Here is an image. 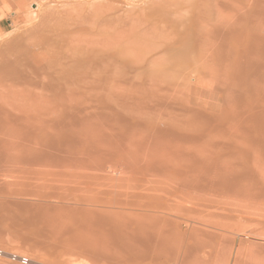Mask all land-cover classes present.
<instances>
[{
  "label": "bare ground",
  "instance_id": "6f19581e",
  "mask_svg": "<svg viewBox=\"0 0 264 264\" xmlns=\"http://www.w3.org/2000/svg\"><path fill=\"white\" fill-rule=\"evenodd\" d=\"M32 2L37 8L31 7ZM42 2H17L24 15L20 17L28 22L33 18L37 25L30 23L23 35L4 40L0 48V234L20 231L19 244L42 258L37 264H75L81 259L91 264H159L160 259L179 256L181 262L186 260L184 264H204L210 252L196 237L208 232L196 228L194 217L214 216L219 223L240 218L259 231L255 239H248L247 252L253 258L248 264H264V0H211L212 4L207 0L187 21L189 26L184 23L180 37L174 35L175 44L158 46L160 54L168 56L166 61L191 64V69L196 59L197 65L227 70L222 91L216 87L209 96L221 98L218 101L230 109H223L225 115L221 109L220 115L193 111L187 116L193 124L181 115L190 133L182 121L149 124L102 111L105 115L98 111L99 115H74L76 100L88 103L103 94L105 86L121 84L126 67L121 45L116 41L118 45H108V50L104 46L67 50V41L56 40L59 27L55 24L58 29H53V18L49 21L48 17H54L51 3ZM46 8L51 11H47L50 16L46 14L51 27L42 24L46 18L39 14ZM189 53L197 57L191 63L185 58ZM141 68L137 66V79L143 78L145 68ZM148 78L144 74L143 82L153 84ZM50 102L52 106H46ZM46 114L56 116L44 123L28 116ZM226 124L234 129L228 138L222 135ZM237 141L247 147L241 148ZM182 220L195 222L196 227L183 228ZM207 238L212 245L221 240L215 235ZM17 255L8 256L21 264L28 262ZM217 255L224 262L226 254Z\"/></svg>",
  "mask_w": 264,
  "mask_h": 264
},
{
  "label": "rangeland",
  "instance_id": "374dc122",
  "mask_svg": "<svg viewBox=\"0 0 264 264\" xmlns=\"http://www.w3.org/2000/svg\"><path fill=\"white\" fill-rule=\"evenodd\" d=\"M18 1L17 0L16 1L15 0H0V28L2 29L1 33H0V48H1L3 42L4 43L7 42L4 40L8 39V41H9L10 38L14 39V38L18 37L20 34L23 35V33L26 31L25 29L30 28V25H29L30 23H33L34 21H35V23L37 22V20H35L33 18L30 19V20H32L31 22H28V21H26L25 18L20 17V16H24V15L22 14V12H20V9H18V6H17ZM168 1H170L172 4L169 3ZM206 1H204V0L203 1L202 0H187V1L186 0H175V1L174 0H58L57 1L56 0L57 3H53L52 1L49 2L47 0L48 3H51L50 9L51 10L53 9L52 12L50 11V9L46 8L43 11V13L41 11H40V13L39 12L38 13L40 14V16L43 14V16L45 18L48 14H50V13H47L48 10L51 13H53L52 16H54V17H51L50 15H48L50 17H48V16L47 17L49 18V21L51 20V18H53L54 21H51V23L54 24V25L51 24L52 28L54 26L53 29H55V24L59 27V29L57 27V29H58L57 33H59V31L61 33L59 34L58 38H56V40L58 39L59 42L67 41L70 48L69 47L66 48V46L63 45L67 50L73 49V48L79 50V48L82 49L83 47L88 48V49L92 48V49L99 50L103 46H104L103 48L107 47L106 49L108 50L109 46L113 47V48H114V46H117L118 44H116V41H119V43H120L119 45H121V50H122V54H123L121 56L124 57L122 61L124 63H126V67L123 68V70L124 69L125 70L124 71L122 70L123 73H125V75L122 74L123 75L122 77H124V78L121 77L123 79L121 84H120V82H117L115 84L114 83L110 84L111 85L110 87H108L109 85L107 86L108 89L105 86L106 89L103 91L104 93L103 94L98 93L99 95H97L95 98H93L94 100H92V98L90 99L92 101L88 100L89 104L87 103V100H85V99H83V101L76 100L77 103L74 102L73 105H75V107L78 110L75 109L74 111L76 113L73 112V114L79 115V116L80 115H99V113L101 115H105V114L110 115L111 113L114 112V114L117 113L118 115H121V117L125 116L124 118H129L132 116V117H135L137 119L139 118V119H141V120H143L149 124L150 123H163L165 125H168L171 123L177 124V123L181 122L184 118V116H181V115H186V117H187L191 114L193 115V111L195 112L196 110L204 113V115H212V114L217 115L221 109L220 113L222 115H225L223 112V109L227 110V108H229L227 106V104H225L223 102L225 105L224 104L222 105L221 102L218 101V99L220 100L221 98H219V97L216 98V96H214V97L212 96V98H214V99H212L211 95L209 96V94H213V91H215L217 88H218L217 89L218 91H222L223 87H221V85H223V83H226V80H225L226 78H224V76H226L225 74L227 73V70L222 68V67H218L216 65H210V66H205V67L200 65V64L197 65L195 62H198V60L196 61L195 58H197V57L194 56L193 53H192V55H190V53H189V55L187 54L185 56V58H189L186 60H188V62L190 61V63H191V61L193 62L195 59L194 63H192L191 69H190L191 64H188L189 66L185 65V63H184V65H181L182 64L181 61H177L178 63H176L175 60H173V62H172V60L170 61V59L168 61H166L168 56L160 54L161 53L160 51L162 48L158 47L159 45L161 47H162V45H163V47H164V45L168 46V45H171V43H173V42L175 44V41L180 37V35L177 36V34H179L180 29H183V25H185L184 23H186V26H189L187 21L189 22V20L193 18V14H195L194 12L197 10L199 5L201 6V8H200V6H199V8L202 9V4L204 5L203 2H206ZM210 1L211 0H209V2ZM43 2H44V0H43ZM187 2H190V3H187ZM212 3H213V1H212ZM212 3L210 2V4H212ZM32 4H33V6H31V7L33 9L37 8L36 2H32L31 5ZM54 4H57V5H54ZM208 4L209 3H206L205 5L209 6L210 4L209 5ZM206 6H204V7H206ZM33 9H31V10H33ZM154 13H156V15H155L156 18L154 17ZM163 13H164V15H162ZM179 13L180 14L183 13V15H180ZM158 14L160 16H158ZM165 14H167V15L165 16ZM170 15H171V17H170ZM176 15H177V17H175ZM19 17L22 18V20L24 19L25 21H22ZM167 17H169V18H167ZM48 18H46V20L43 21L42 24H45L47 22ZM42 20H44V19H42ZM24 22H27L26 25ZM161 22H162V26H161ZM22 24H24V25H22ZM38 24L40 25V23H38ZM64 24L66 25V27ZM36 25H37V23H36ZM45 25L49 26L48 23H46ZM62 25H64L63 26L64 29H62V27H61ZM51 26H49V27H51ZM67 26H68V28H67ZM154 26H155V28H154ZM69 27H70V29H69ZM152 27H153V30H152ZM175 27H177V28H175ZM40 28H44V25L41 26ZM23 29L25 31H23ZM57 29H55V30H57ZM67 29L69 30L70 34L67 32L68 31ZM63 30H65V31H63ZM169 31H171V32H169ZM8 33H9V35H8ZM14 33H16V34H14ZM162 33H163V35H162ZM13 34L15 35L14 37H13ZM65 34L66 35L68 34V35L66 36ZM172 34H173V36H172ZM63 35L66 37V40L63 37ZM174 35L177 36L178 38H176ZM61 36L63 38H61ZM67 37L69 38V40H67ZM116 38L118 40H116ZM164 38H166L167 40ZM53 39L55 40L54 37H53ZM143 39H144V41H143ZM67 42H65V43L67 44ZM113 42H115V44H113ZM155 42H156V44H155ZM169 42H170V44H168ZM57 44L60 45V43H57ZM157 47H158V49H157ZM113 48H109V49L111 50ZM116 48H118V47H116ZM139 50H141V51L138 52ZM146 50L148 52H145ZM129 52H130V54H129ZM139 54H140V58H139ZM191 56H193V58H190ZM143 58L146 61L145 62L146 64H144V62L141 63L142 61H144ZM157 58L158 59L160 58V59L158 60ZM170 63H171V65H170L171 67L169 66ZM130 64H132V65H130ZM163 64H165V65H163ZM172 64L174 65V67ZM178 64H180L181 66H178ZM194 64H195V66H194ZM133 65H135V66H133ZM175 65L178 66L177 69H175L176 68ZM129 66H130V68H128ZM137 66H139V67L142 66L141 70L145 68L143 70L144 71L143 74L141 75V77H143V78H138L140 80L137 79V77L139 75L138 74L139 72L136 71ZM154 66H156V67H154ZM185 66H186V68H185ZM164 67H165V69L167 68V70H165ZM182 67H184L185 69H181ZM187 67L189 68V70ZM192 67H194V68L198 67V68L193 69ZM200 67H202V68H200ZM210 67H211V70H210ZM212 67H214L216 69H214ZM131 68H132V70H131ZM204 69H206L207 72ZM160 70L164 71V72L159 73V72H161ZM169 70H171V71H169ZM178 70L180 72H178ZM212 70H213V72H212ZM174 71H176V72H174ZM128 72L130 74H128ZM204 72H206V73H204ZM141 73H142V71H141ZM144 74L147 77L149 76L148 79L150 81H153V84H152V82H151V84L148 83V81H146L147 84L145 82H143V81L147 80V79H144ZM151 75L153 76V80L150 79ZM125 76H126V78H125ZM130 77L131 78L133 77V79H131ZM157 77H159V78L157 79ZM220 77H221V79H220ZM182 78H185V79H182ZM126 79H128V80H126ZM186 79H189V81L187 82ZM154 80H156L157 83H155L156 81H154ZM167 80L170 82H168ZM184 81H185V83H184ZM182 83H183V85H182ZM184 84H186V85H184ZM184 86H185V88H184ZM211 86H213V88ZM209 87H211V88H209ZM99 90L102 91L101 89H99ZM105 93H107V94H105ZM224 97H226V96H224ZM43 98H42V100H43ZM206 98H207V100H205ZM196 99H198V100H196ZM215 99H217L216 101H218V102L214 101ZM49 101H50V98H49ZM51 102H53V101H51ZM51 102H50L51 105L49 103H45V104H48L46 106H52ZM90 102H91V104H90ZM219 102H220L222 108L219 107V105H220V104L218 105ZM56 103L59 105L61 102L60 103L56 102ZM195 103L197 104V106ZM215 104L217 106L214 109ZM103 106H105V107H103ZM217 107L219 108V110L217 109ZM223 107H225V108H223ZM182 108H184L183 111H182ZM193 108H194V110H193ZM83 109H85V110H83ZM185 109H187V110L192 109V110L190 112H187V111L185 112L184 111ZM101 111L105 114H103ZM109 111H111V112H109ZM90 112H92V113L90 114ZM212 112H215V113H212ZM44 113H46V112H44ZM220 113H219V115H220ZM28 116H31L34 120H37V119H35V117L38 119L41 118L40 120L41 121L43 120V123H44L45 120H48V122H49V119H51V121H52V119H54V116H56V115H47L46 114V115H28ZM40 120H38V122ZM184 120H188L189 122L185 121L186 124L185 125L182 124V126L183 127L186 126V127H184L185 128L184 130H186L187 132L190 133V131H192V129L191 130L188 129L189 126H187V122L190 123V120L193 122V119L189 120L187 117V119L184 118ZM182 122H184V121H182ZM192 122L190 124H193ZM198 122H197V124H198ZM200 123H201V121L199 122V124ZM33 124L35 125L34 121H33ZM41 124H42V122H41ZM44 125H42V126H44ZM194 126H196V125H194ZM194 126L192 125V127H194ZM213 126H214V122H213ZM38 127H41V126H38ZM224 127H225L224 128L225 132L222 135H224V137L227 136L226 138H228V137H230L231 133L234 132V129L231 130L232 128L230 129L229 128L230 125H228V124H226V126H224ZM225 129L228 131H226ZM44 130L49 131V129L47 130V127L46 128L44 127ZM135 131H137V130H135ZM221 138H223V136H221ZM221 138H220V141H222ZM218 140H219V138H218ZM224 140H226V139H224ZM237 142L242 144V145L238 144L241 146V148L247 147L246 143H244V142L241 143L239 141H237ZM189 149L191 150L190 146H189ZM173 214H177V213H173ZM173 214H172L171 218H174ZM206 216L207 215H203L202 217L201 216H195L194 217V220L198 223V225H196L197 227L195 226V224H197L195 222H188V221L182 220V222H183L182 227L183 228H184V225H186L187 227H192V226L194 227L195 226L196 228H198L201 231H204L205 233L208 232V233H206V236H204V235L202 236V232H200V235H198V237H196V238H198L197 243L198 242L201 243V247H203L204 251L210 252L209 257L203 258V260L206 259L204 261V264H215L216 262H217L216 264H241L242 261L244 262V263L242 262L243 264H248L249 259H251V256L248 253L249 248L247 249L248 244H249V240L251 238L255 239L256 237H254V236L259 235L258 229L256 227H255V229H253L254 226H252V225L241 223V221L239 220L240 218H236L235 219L236 221L234 220V222L232 221V222H228V223H219L217 221V219L214 220L215 219L214 216H212V217L209 215L207 217ZM208 217H210L212 220ZM200 220H204L203 223H199ZM237 220H239V221H237ZM215 221L218 224H216ZM211 222H213V223H211ZM236 222H238L240 224H238V223L236 224ZM191 224H192V226H191ZM246 228H248V229H246ZM206 229H208V230H206ZM256 231H258V233H256ZM8 232L6 230H2L1 234H0V239H1L0 251H1V253L3 252V255H4V256L1 255V257H0V264H21L17 260H15V261L11 260V258L8 256L10 254L14 255V253L18 254L17 256L19 258L22 257V258L26 259L28 261V262H26V264H33V263L37 264V262L42 261L41 257H37L36 255H33L31 252L28 251V249L26 247H22V245L19 244V237L20 236L18 235V233L20 231L14 232L12 229H9ZM213 232H216V233H213ZM210 233H213V235L219 237V239L221 238V240H216L215 242H213V240H212V242L214 243L212 245V243H210L211 241H209L207 238V236H209V235L213 236ZM19 234L22 235L21 233H19ZM10 236L13 240H11L9 238ZM219 241H221L223 244ZM205 242H207V243L205 244ZM226 243H228V245ZM240 244H243V246L240 248L243 251L238 250L236 252V255H235V251L238 249ZM20 245L22 248H20ZM218 249L219 250L221 249V250L219 251ZM213 251H215V253ZM221 251H223L226 254V259L224 260V262L219 260V259H216L218 256L217 254H219ZM239 251H240V253H239ZM217 252H219V253H217ZM239 256H240V258H238ZM28 258H30V259H28ZM181 258L182 257L179 256V258H177V259H168V258L167 259H160L159 264H184L186 260L183 258L182 259L183 261L181 262ZM237 259L240 261H237ZM207 260H209L210 263ZM252 260H253V258L250 261H252ZM80 261L81 262H79V261H77V262H79V264H91L90 260H88V259L87 260L81 259ZM82 261H83V263H82ZM219 261H221V263H219ZM77 262L75 264H78ZM190 262L191 261H189V263ZM252 262H250V263H252ZM190 264H194L193 261Z\"/></svg>",
  "mask_w": 264,
  "mask_h": 264
}]
</instances>
